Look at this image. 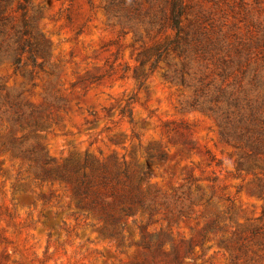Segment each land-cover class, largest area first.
Instances as JSON below:
<instances>
[{
	"label": "rangeland",
	"instance_id": "obj_1",
	"mask_svg": "<svg viewBox=\"0 0 264 264\" xmlns=\"http://www.w3.org/2000/svg\"><path fill=\"white\" fill-rule=\"evenodd\" d=\"M189 2L222 20L230 41L251 45L253 59L264 66V43L256 44L264 39V0ZM101 4L32 0L29 14L50 44L43 69L55 71L35 79L30 101L41 104L48 91L66 103L57 125L33 142L59 165L86 158L130 170L145 166L150 176L140 188L156 201L172 204L176 196L201 193V204L210 199L204 209L225 221L204 229L203 207L175 223L136 214L110 237L95 217L74 213L62 184L33 183L20 160L0 154V264H175L174 251L187 254L179 264H232L233 254L237 264H264V196L256 190L264 177L237 171L236 150L219 141L213 119L185 109L186 93L164 81L161 71L141 87L132 78L138 53L164 43L172 31L134 43L131 33L119 37L110 27ZM10 68L0 64L4 90L28 89Z\"/></svg>",
	"mask_w": 264,
	"mask_h": 264
},
{
	"label": "trees",
	"instance_id": "obj_2",
	"mask_svg": "<svg viewBox=\"0 0 264 264\" xmlns=\"http://www.w3.org/2000/svg\"><path fill=\"white\" fill-rule=\"evenodd\" d=\"M31 3L0 0V64L8 63L12 73L22 78V85L29 86L5 91L0 85V154L20 160L33 183L62 184L71 195L74 213L95 217L102 224L100 231L110 237L136 214L148 213L150 219L159 214L175 223L192 216L193 207H203V215L208 216L204 229L223 223L224 217L204 209L210 199L201 204V193L176 196L170 204L142 191V179L150 176L145 166L130 170L124 163L97 164L86 158L59 165L33 142L35 135L51 132L57 125L55 117L66 110V103L48 91L41 104L30 101L35 79L55 71L43 69L50 44L36 28L35 16L29 14ZM193 6L189 0H102L100 9L110 27L118 29V36L131 33L134 43L143 35L156 39L172 31L164 43L138 53L139 66L132 78L141 87L147 76L161 71L164 81L186 93L185 109L213 119L219 141L236 150L237 171L264 177V66L253 59L251 45L238 38L230 41L222 20ZM256 190L264 196L260 183ZM146 238L143 243L148 249ZM186 255L174 251L173 263L179 264ZM237 260L233 254L231 263Z\"/></svg>",
	"mask_w": 264,
	"mask_h": 264
}]
</instances>
